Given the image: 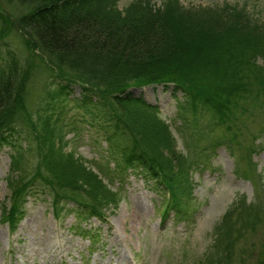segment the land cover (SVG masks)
Here are the masks:
<instances>
[{
	"label": "rangeland",
	"instance_id": "1",
	"mask_svg": "<svg viewBox=\"0 0 264 264\" xmlns=\"http://www.w3.org/2000/svg\"><path fill=\"white\" fill-rule=\"evenodd\" d=\"M117 5L163 8L168 16L226 13L239 23L233 38L219 43L205 95L166 84L130 89L155 108L140 116L141 134L148 137L152 116L165 126L167 135L157 136L163 146L149 139L150 151L163 165L170 160L178 181L167 178L166 187L163 178L121 166L134 139L111 127L101 106L82 107L80 88L57 101L55 67L29 46L19 22L29 8L0 0V73L9 48L24 72L18 131L0 145V264H264V0ZM81 167L84 180L74 174ZM15 206L24 214L12 230L7 216Z\"/></svg>",
	"mask_w": 264,
	"mask_h": 264
},
{
	"label": "trees",
	"instance_id": "2",
	"mask_svg": "<svg viewBox=\"0 0 264 264\" xmlns=\"http://www.w3.org/2000/svg\"><path fill=\"white\" fill-rule=\"evenodd\" d=\"M18 2L29 8L19 20L22 28L30 33L29 46L41 51L55 67L56 91L53 94H56L57 101L67 100L73 88H80L82 107L89 104L101 106L99 114L107 117L108 124L129 132L134 139L133 149L125 148L126 156L121 166L136 171L140 168L148 180L160 182L163 178L164 183L169 180L171 184L173 176L178 181L176 172L169 166L170 160L163 165L164 160L159 161L150 151L153 144L149 139L156 146H163L164 141H157V136L159 132L167 135V130L163 129L165 126L155 123L156 117L152 116L151 130L147 127L148 130L144 131L148 137L141 134L145 125H140V116L145 112L155 113V108L143 97H134L130 89L166 84L173 85L187 96L205 95V85L213 79L211 74L216 73L215 61L221 54L219 43L233 38V27L238 22L232 15L221 13L215 17L209 12L201 18L191 12L168 16L163 8L141 6L121 10L118 0ZM215 35L223 37L220 42L213 40ZM7 54L10 59L0 73V145L8 143L12 133L18 131L14 114L22 98L24 82L18 54L11 48ZM47 149L50 157L59 153L55 145ZM80 171L83 180L88 177L82 167L74 174ZM49 189L53 191V188ZM56 196L54 192L55 204L61 200ZM171 203L177 204L175 200ZM79 206L83 209L90 207V211L96 208L82 203ZM9 213L10 229L14 230L24 211L15 206ZM97 214L100 213H90L93 217Z\"/></svg>",
	"mask_w": 264,
	"mask_h": 264
},
{
	"label": "bare ground",
	"instance_id": "3",
	"mask_svg": "<svg viewBox=\"0 0 264 264\" xmlns=\"http://www.w3.org/2000/svg\"><path fill=\"white\" fill-rule=\"evenodd\" d=\"M142 89H143L144 91H146V90L149 89V86H144V87H142Z\"/></svg>",
	"mask_w": 264,
	"mask_h": 264
}]
</instances>
